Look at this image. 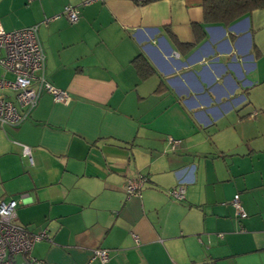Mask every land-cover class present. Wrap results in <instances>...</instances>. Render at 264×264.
<instances>
[{"label":"crops","instance_id":"1","mask_svg":"<svg viewBox=\"0 0 264 264\" xmlns=\"http://www.w3.org/2000/svg\"><path fill=\"white\" fill-rule=\"evenodd\" d=\"M222 20L204 0H0L6 31L40 24L46 80L71 97L0 125V200L48 233L32 257L264 264V6Z\"/></svg>","mask_w":264,"mask_h":264},{"label":"built area","instance_id":"2","mask_svg":"<svg viewBox=\"0 0 264 264\" xmlns=\"http://www.w3.org/2000/svg\"><path fill=\"white\" fill-rule=\"evenodd\" d=\"M89 1L93 0H86ZM64 13L71 22L79 19L75 6H65ZM39 25L6 31L0 22V66L4 68L6 74L13 75V78H8L4 73L0 77V90L3 91L0 94L1 126H17L26 120L38 104L43 91L50 92L57 100L64 103H69L71 100L67 92L46 80V56L39 36ZM9 92L13 94L9 96ZM178 142L179 140H174V143ZM24 149L31 157L30 148L25 146ZM138 188L137 182L128 183L130 194H135ZM233 204L240 216H246L239 194L235 195ZM18 205L19 201L16 199L7 202L0 200V264H44L30 253L35 242L48 238L47 230L31 233L26 227L17 223ZM96 254L103 262L108 260L107 250L98 249ZM19 255L23 257L21 263L17 261Z\"/></svg>","mask_w":264,"mask_h":264},{"label":"trees","instance_id":"3","mask_svg":"<svg viewBox=\"0 0 264 264\" xmlns=\"http://www.w3.org/2000/svg\"><path fill=\"white\" fill-rule=\"evenodd\" d=\"M263 6L264 0H204V11L206 18L209 19L212 15H218L219 17L224 18L222 21L227 23L236 20L244 13L261 8ZM135 65L143 77H147L154 71V69L147 63L145 58L136 59ZM100 250L107 249L100 248Z\"/></svg>","mask_w":264,"mask_h":264},{"label":"rangeland","instance_id":"4","mask_svg":"<svg viewBox=\"0 0 264 264\" xmlns=\"http://www.w3.org/2000/svg\"><path fill=\"white\" fill-rule=\"evenodd\" d=\"M41 30V29H40ZM39 35H40V32H39ZM41 38V37H40ZM5 73V70L2 66H0V77ZM5 75L8 77V78H13V75L11 73H5ZM3 91L0 90V94H2ZM13 93L12 92H9V96H11ZM17 259H19V257H17Z\"/></svg>","mask_w":264,"mask_h":264}]
</instances>
